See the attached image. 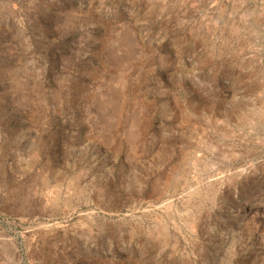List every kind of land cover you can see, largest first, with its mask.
Returning <instances> with one entry per match:
<instances>
[{"label": "rangeland", "instance_id": "1", "mask_svg": "<svg viewBox=\"0 0 264 264\" xmlns=\"http://www.w3.org/2000/svg\"><path fill=\"white\" fill-rule=\"evenodd\" d=\"M0 264H264V0H0Z\"/></svg>", "mask_w": 264, "mask_h": 264}]
</instances>
